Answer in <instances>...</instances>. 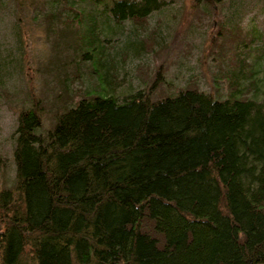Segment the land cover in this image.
Returning <instances> with one entry per match:
<instances>
[{"label":"trees","instance_id":"obj_1","mask_svg":"<svg viewBox=\"0 0 264 264\" xmlns=\"http://www.w3.org/2000/svg\"><path fill=\"white\" fill-rule=\"evenodd\" d=\"M51 1L49 30L82 33L73 53L95 82L65 88L45 135L33 100L17 118L0 264H264V30L243 26L264 0H193L218 13L225 94L189 82L154 100L121 99L118 73L161 51L149 20L164 0Z\"/></svg>","mask_w":264,"mask_h":264},{"label":"rangeland","instance_id":"obj_2","mask_svg":"<svg viewBox=\"0 0 264 264\" xmlns=\"http://www.w3.org/2000/svg\"><path fill=\"white\" fill-rule=\"evenodd\" d=\"M71 5L76 8L82 4L71 0ZM52 7L51 0H0V192L15 185L14 131L17 118L30 100L40 112L39 132L45 135L70 101L65 88L72 84L75 96L95 82L94 75L86 72L90 63L82 64L78 53H73L82 33L64 31L60 26L54 33L49 30L46 12ZM198 10L193 0H164L149 20L162 49L149 57L139 50L141 53L133 57V62L124 59L128 64L119 69L118 76L126 78L125 86H129L120 88L121 99L133 89L149 91L153 100L160 99L189 82H195L202 92L225 94V83L218 79L219 61L215 54L218 13L204 18ZM243 26L248 32L256 26L264 30V7L249 9ZM122 27L124 33L132 30L129 21ZM131 39L132 46L140 43L135 37ZM111 44L106 41L103 46Z\"/></svg>","mask_w":264,"mask_h":264}]
</instances>
